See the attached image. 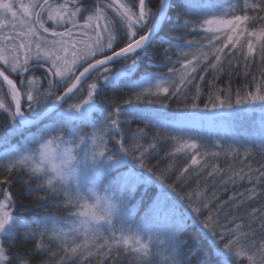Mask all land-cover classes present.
Wrapping results in <instances>:
<instances>
[{
  "label": "snow or ice",
  "instance_id": "6c2138e0",
  "mask_svg": "<svg viewBox=\"0 0 264 264\" xmlns=\"http://www.w3.org/2000/svg\"><path fill=\"white\" fill-rule=\"evenodd\" d=\"M0 113V264H264V0H0Z\"/></svg>",
  "mask_w": 264,
  "mask_h": 264
},
{
  "label": "trees",
  "instance_id": "16d2710c",
  "mask_svg": "<svg viewBox=\"0 0 264 264\" xmlns=\"http://www.w3.org/2000/svg\"><path fill=\"white\" fill-rule=\"evenodd\" d=\"M220 2L226 5L229 2H235V0H220ZM157 63H159V61H157ZM143 71L144 69H141V72L138 75H142ZM152 71H166V69L153 68ZM251 71L252 72L256 71L255 65L253 66ZM209 78L210 76H206V81ZM227 79L228 78L226 75L221 76V78L218 81V84L220 86H224L227 82ZM243 84H244L243 76H237L233 78L232 80L233 88L242 87ZM204 90L205 92L207 91L206 85L204 86ZM106 95L109 98L113 97V93L111 91H108ZM116 97H117L116 102L122 103L123 100L125 99V94L118 93L116 94ZM203 102H204V98L202 97L201 103ZM141 107H144V105H141ZM172 110H175L174 104L172 105ZM3 120H4V114L0 113V136L3 135V128H4ZM139 126L144 127L143 124H140ZM80 127L82 128L83 131H90V129L84 128L83 126H80ZM132 127L135 129L137 125L133 124ZM236 127L241 132L248 130V125L246 123L244 124L243 127L240 126V123H237ZM37 130L38 129L36 127H32L31 133L36 134L38 132ZM219 134L223 135V133L221 132H219ZM28 135L29 133H24L23 135L12 136L9 139V147H13L14 145L19 144V143H20V148L28 146V143H29L27 140ZM113 146H114V143H113ZM3 150H4V145L0 144V152H2ZM161 156H163V152L161 153ZM158 160H159V164H157ZM228 163H232L233 167L237 170L241 167L240 160H236L235 162L231 160L229 161L221 160L220 161V164L222 167H227ZM247 163H251L252 167L255 168V167H259L262 161L259 158H256V159L250 158ZM151 165L157 168H163L166 166V161L160 157H156L152 159ZM24 179H26V177ZM167 182L172 183L173 180L169 179ZM194 186L195 185L190 182V187H194ZM246 186H247L246 184L240 185L239 190H243ZM9 190L13 193L14 199L16 200L15 215L17 217L24 216L26 218H31L33 216H36L37 214H39L40 216H43L45 213L58 216L62 220L68 217V209L54 207L50 200L36 201L34 197L30 196L27 193L26 189L24 188L23 180L20 177H17V179H15L12 182L11 186L9 187ZM177 190L182 191L183 189L178 187ZM158 191H159L158 187L153 185L148 188L146 195H142L143 189H141L136 193V199L133 201V203H135L136 200L143 199L144 204L146 206L147 203L158 193ZM40 195H43V193H40ZM0 199H3V196H1ZM142 214L143 213L141 212V215ZM185 237L188 238L189 241L191 242L189 245L190 247L194 245V250L196 252V255L192 256V264H195L197 256L205 254V253L208 254V257L212 261V264H219L218 258L213 254V250L210 248V242L207 241L206 238L202 237V234L200 233V230L198 227H196L195 225H191L189 223V227L185 230ZM19 247H20V250H24V249H30L32 245L30 243L20 244ZM13 250H16V249H13ZM43 259L45 258L44 257L36 258V260H43ZM227 260H228V264H237V262L235 261V258L229 257L227 258Z\"/></svg>",
  "mask_w": 264,
  "mask_h": 264
},
{
  "label": "rangeland",
  "instance_id": "374dc122",
  "mask_svg": "<svg viewBox=\"0 0 264 264\" xmlns=\"http://www.w3.org/2000/svg\"><path fill=\"white\" fill-rule=\"evenodd\" d=\"M205 118H206V117H205ZM197 119H199V117H198ZM37 131H38V130H37ZM37 131H36V132H37ZM216 131L223 133V131L219 128V126L217 127V130H216ZM12 148H20V143L14 145Z\"/></svg>",
  "mask_w": 264,
  "mask_h": 264
},
{
  "label": "water",
  "instance_id": "95a60500",
  "mask_svg": "<svg viewBox=\"0 0 264 264\" xmlns=\"http://www.w3.org/2000/svg\"><path fill=\"white\" fill-rule=\"evenodd\" d=\"M33 127H35V126H33ZM0 198H1V196H0Z\"/></svg>",
  "mask_w": 264,
  "mask_h": 264
},
{
  "label": "flooded vegetation",
  "instance_id": "af4514ba",
  "mask_svg": "<svg viewBox=\"0 0 264 264\" xmlns=\"http://www.w3.org/2000/svg\"><path fill=\"white\" fill-rule=\"evenodd\" d=\"M54 2H55V0H54Z\"/></svg>",
  "mask_w": 264,
  "mask_h": 264
}]
</instances>
